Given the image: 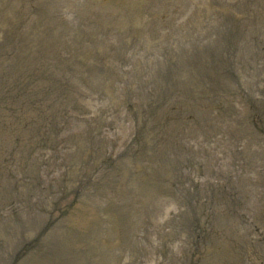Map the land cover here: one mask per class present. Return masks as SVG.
Returning a JSON list of instances; mask_svg holds the SVG:
<instances>
[{
    "label": "rangeland",
    "instance_id": "obj_1",
    "mask_svg": "<svg viewBox=\"0 0 264 264\" xmlns=\"http://www.w3.org/2000/svg\"><path fill=\"white\" fill-rule=\"evenodd\" d=\"M32 73L28 120L0 101V264H264V0H0V84Z\"/></svg>",
    "mask_w": 264,
    "mask_h": 264
},
{
    "label": "trees",
    "instance_id": "obj_2",
    "mask_svg": "<svg viewBox=\"0 0 264 264\" xmlns=\"http://www.w3.org/2000/svg\"><path fill=\"white\" fill-rule=\"evenodd\" d=\"M20 49H21V56H22V49H23V47H21ZM52 58L53 59H52V61L50 63L51 66H53L56 69H59L60 72H61L62 78H63V72H64V74H67L71 70L70 69V66L67 65L68 59H65L63 57L60 58L58 55H56L55 57H52ZM16 61H17V63H14V65H11L12 67H16V66H19V65L22 64V61H20V60H16ZM26 73L27 72L24 70L22 72V76H25ZM174 74H175L174 68L169 67L168 68V76L171 77V78H174ZM30 77H31V79L33 81H27L26 82L25 81V78L15 79L12 82V88H11L12 91H10V92H5L3 90V88H2V84H0V88H1V91H0V99L1 100L0 101H6V102H9V103H12L9 98H13L14 97V95L16 93V90H20V89L23 90L22 95L18 94L13 99V101H14V103H17L18 104V110L23 115V121L24 122H25V120H28V116L27 115L30 114V113L32 114V109L34 108L31 99L34 100L33 99V96L40 95L39 91L38 92L36 91L38 87H37V84L35 82L36 79H40V78L37 77V75L34 74V73H32L30 75ZM62 78L61 79H57V78H53V79L51 78L50 79L51 81H53L52 84H51V86L54 89L55 88L60 89V92H59L58 96L56 97L55 101L52 102L50 104V106L48 108H46V109H50V110L58 111V112L60 111V109H62L63 110V116H65L68 113V110H69V103L67 102V99L69 97H71L72 94H71V87L68 86V81L61 82L60 83V81L62 80ZM176 85H177L176 82H174L172 84V87H175ZM31 89H33V91H34V95H32V96H31V93H33V92H31ZM49 92L50 91H48V93ZM161 98H162V92H161V95L159 94V97H158V100L157 101H156L155 97H152V99L146 105V107H147V109L149 111V113H148V111L146 112L148 114V119L146 121V126H150L151 129H157L159 127L160 121L156 120V118H155L156 113L159 111L160 108L166 107L165 102H163V103L160 102ZM36 101H38V100H36ZM26 104H27V107H25ZM39 105H40V103H39ZM27 109L30 111L29 113H27V111H26ZM46 109H45V111H46ZM167 111H172V108L167 109ZM46 116H49V115L47 114ZM142 129H145V128L143 127ZM41 134H42V131L41 130H39V129L34 130L32 132L33 140H35L36 137L37 138L40 137ZM45 134L47 135L48 133H45ZM48 139H49V136H47V138L46 139H43L42 141H40L39 138H38V140L40 141L43 149H46L48 147V145H47V142H48L47 140ZM23 140H25V139H23ZM141 142H142V138H141L140 132L138 130L137 131V135H136V144L137 145H140ZM21 143H22V141H21ZM146 144H147V140L145 141V143H142V145H146ZM25 146L28 149H30L29 152H28V149L26 150V148L24 147V151L26 150V154L24 156L26 158V165H27V163L29 162L30 157L32 155V152H31V146L29 147L28 144L25 145ZM74 202H75V199H74V201L71 202L70 206L73 205Z\"/></svg>",
    "mask_w": 264,
    "mask_h": 264
}]
</instances>
